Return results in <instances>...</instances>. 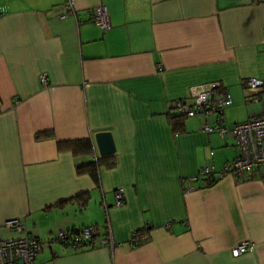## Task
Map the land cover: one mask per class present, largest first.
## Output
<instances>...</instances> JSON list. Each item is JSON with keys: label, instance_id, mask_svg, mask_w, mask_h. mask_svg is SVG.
Here are the masks:
<instances>
[{"label": "crops", "instance_id": "1", "mask_svg": "<svg viewBox=\"0 0 264 264\" xmlns=\"http://www.w3.org/2000/svg\"><path fill=\"white\" fill-rule=\"evenodd\" d=\"M65 1L0 0V238L14 235L5 220H23L45 243L37 264H264V165L245 179L189 181L239 149L231 133L202 129L214 115L177 128L170 119L174 101L211 82L231 97L227 125L264 114V90L245 84L264 80V0H74L75 15ZM100 5L107 30L88 21ZM98 131L115 143L99 185L76 172L91 156L58 148ZM107 218L113 248L55 241L60 229L103 231ZM140 231L146 239L132 245ZM242 240L254 250L233 256Z\"/></svg>", "mask_w": 264, "mask_h": 264}, {"label": "built area", "instance_id": "2", "mask_svg": "<svg viewBox=\"0 0 264 264\" xmlns=\"http://www.w3.org/2000/svg\"><path fill=\"white\" fill-rule=\"evenodd\" d=\"M66 14H76L74 0L65 1ZM1 15V13H0ZM63 15V16H64ZM89 20L101 29L110 28L108 10L106 6L100 5ZM82 21H79V23ZM41 80L45 83L46 75L42 73ZM246 87L250 91L264 90V80L250 78L246 81ZM216 83L197 84L190 88L189 98H181L173 102V109L183 113L186 117L195 115H214L212 122H204L202 129L206 132H216L223 136L231 133L239 149L236 158L225 162L220 167L212 164L201 166L196 175L189 177V181L199 179L203 185L210 184L213 180L226 175L237 176L245 179L248 173L255 167L264 165V114L252 115L247 120L227 125L223 120V111L232 102L228 93L216 95ZM124 203V189L119 187L113 191V205L121 206ZM107 208V206H105ZM4 227L13 232L14 235L0 238V264H37L36 258L43 249L44 242L27 232L26 224L19 218H10L4 221ZM106 235L101 238V244L113 248L115 241L112 236L110 221L107 218L104 226ZM100 231L96 225L83 226L78 234L74 235L71 230L58 231L55 241L71 242L68 246H79L82 241L89 239ZM145 231L132 232L129 242L138 245L146 239ZM76 246V247H77ZM255 244L249 240H242L231 248V254L238 256L247 251H253Z\"/></svg>", "mask_w": 264, "mask_h": 264}, {"label": "trees", "instance_id": "3", "mask_svg": "<svg viewBox=\"0 0 264 264\" xmlns=\"http://www.w3.org/2000/svg\"><path fill=\"white\" fill-rule=\"evenodd\" d=\"M93 13L94 12H92L91 15ZM88 21L92 22L89 19H88ZM171 115L172 116L170 117V119L175 121L173 123H174V125H176V128H177L178 123L180 125V122H182L186 118V116L180 112L171 113ZM51 135H52L51 131H43V132H38L36 134V136L39 138L40 137H48ZM58 148L59 149H68L77 157H79V156H91L90 160H87L86 162L79 163L76 165V172L78 174L90 175L97 185H99V168L101 166L111 168L115 165V156L114 155L100 156V155L96 154V148H95L94 142H93L91 137H85V138L73 139V140H67V141H58ZM75 198L80 199L81 206H84L88 201L89 194L87 192L80 193V194L76 195ZM65 201L66 200L58 201L53 206H57L59 204H62ZM79 229H81V227L71 228L68 230H71L74 235H77ZM105 235H106V231L100 230L98 234L93 235L89 239L82 241V243L79 246L76 245L77 247L75 246L72 248H85V247H91L92 248V247H95V246L101 244L100 240ZM57 242L60 243L61 245L65 246V247H69L68 245L71 243V242L65 243V242H61V241H57Z\"/></svg>", "mask_w": 264, "mask_h": 264}, {"label": "water", "instance_id": "4", "mask_svg": "<svg viewBox=\"0 0 264 264\" xmlns=\"http://www.w3.org/2000/svg\"><path fill=\"white\" fill-rule=\"evenodd\" d=\"M93 138L96 150L100 155L106 156L115 152V143L111 132L98 131Z\"/></svg>", "mask_w": 264, "mask_h": 264}]
</instances>
